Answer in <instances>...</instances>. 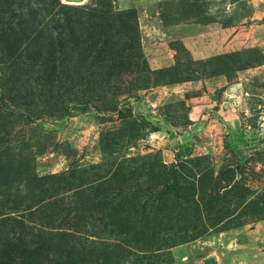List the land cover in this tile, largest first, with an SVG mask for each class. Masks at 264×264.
I'll use <instances>...</instances> for the list:
<instances>
[{
  "label": "rangeland",
  "instance_id": "1",
  "mask_svg": "<svg viewBox=\"0 0 264 264\" xmlns=\"http://www.w3.org/2000/svg\"><path fill=\"white\" fill-rule=\"evenodd\" d=\"M0 264H264V0H0Z\"/></svg>",
  "mask_w": 264,
  "mask_h": 264
},
{
  "label": "trees",
  "instance_id": "2",
  "mask_svg": "<svg viewBox=\"0 0 264 264\" xmlns=\"http://www.w3.org/2000/svg\"><path fill=\"white\" fill-rule=\"evenodd\" d=\"M56 1H58V3H59V0H56ZM99 2H100V5L101 6H106V5L109 4L110 0H99ZM24 9H26V7ZM67 19L68 20H71V18H68V17H67ZM73 19H76L77 20L78 24L77 23L76 24L79 25V28H78L79 31L78 30L76 31L74 25L68 24L67 26L70 29L69 38L68 39L65 38L62 35L61 32L60 33H57V35H55L54 38L51 40V44L52 45H55V40H56L57 41L58 48L64 49V48L70 47L73 43H79L80 44V42H85V41L91 42L92 41L91 38H89V39H85L84 38V34H83L84 33V29H83L84 28V24H83V22H81L75 16H73ZM71 27H73V28L71 29ZM72 33H74L73 36H72Z\"/></svg>",
  "mask_w": 264,
  "mask_h": 264
}]
</instances>
